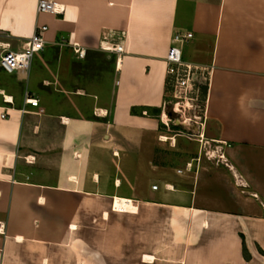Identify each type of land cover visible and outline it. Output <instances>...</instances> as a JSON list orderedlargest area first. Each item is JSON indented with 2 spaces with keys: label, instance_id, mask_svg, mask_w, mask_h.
<instances>
[{
  "label": "crops",
  "instance_id": "1",
  "mask_svg": "<svg viewBox=\"0 0 264 264\" xmlns=\"http://www.w3.org/2000/svg\"><path fill=\"white\" fill-rule=\"evenodd\" d=\"M58 2L61 15L0 0L9 50L48 27L29 70L0 69L13 80L0 87V264H264V0ZM109 30L125 33L119 60L98 49ZM176 31L193 35L185 60L211 70L200 127L227 162L219 179L166 178L144 157L164 126Z\"/></svg>",
  "mask_w": 264,
  "mask_h": 264
},
{
  "label": "built area",
  "instance_id": "2",
  "mask_svg": "<svg viewBox=\"0 0 264 264\" xmlns=\"http://www.w3.org/2000/svg\"><path fill=\"white\" fill-rule=\"evenodd\" d=\"M37 11L39 14L61 15L64 13V6L58 0H38ZM47 30V25H38L36 33L22 45L21 50L12 51L4 48L0 56V69L10 74L29 70L34 55L44 49ZM192 37L191 33L182 31H176L172 36L165 57L166 96L163 109L165 112L169 108L172 116H179L183 119L184 124L189 125L192 122L201 126L205 103L204 99L201 98V90L202 87H208L211 70L204 66L189 63L184 59V45ZM124 38V32L103 31L98 49L102 52L116 54L119 60L120 55L124 53ZM72 48L79 59L85 57V49L77 44H73ZM27 102L32 106L38 104L34 100H27ZM188 113H190L191 118H186ZM1 117L4 118L5 115ZM157 188V185L152 186L153 190ZM5 230V224L0 222V238L6 237Z\"/></svg>",
  "mask_w": 264,
  "mask_h": 264
},
{
  "label": "rangeland",
  "instance_id": "3",
  "mask_svg": "<svg viewBox=\"0 0 264 264\" xmlns=\"http://www.w3.org/2000/svg\"><path fill=\"white\" fill-rule=\"evenodd\" d=\"M2 37H0V56L6 48L2 43ZM192 49L189 46L184 47L183 57L184 59L190 57ZM40 54L35 55L36 57ZM99 67L103 74V88L111 81L106 71L110 68L111 59L106 55L98 57ZM34 60V59H33ZM189 60V59H188ZM9 84H13L9 77L1 73L0 70V87H6ZM202 98V97H201ZM0 99H3L0 96ZM170 110L169 108L167 109ZM165 111V118L163 123V128L160 130V135L156 140V144L151 147H147L145 150V158H151L152 164L155 166V171L158 174H165L166 178H177L185 181H191L196 177L198 172L208 171L216 179L221 177L219 173L229 171L227 169V162L223 163L224 156L222 149L214 142H207L202 135V128L198 124L187 125L184 124L183 119L179 116L169 117ZM186 118H191L190 113L187 114ZM186 121V120H185ZM178 125V129H174L173 126ZM161 136H165L168 139L166 142L161 141ZM190 164V165H189ZM189 165V166H188ZM138 169L130 170L131 173L137 177L142 178L143 175H147L150 168L147 160H141L138 163ZM260 174L264 172V169L258 170ZM180 172V173H179ZM233 182L236 183V177L233 178ZM156 185V184H155ZM200 190V189H199ZM211 191L215 193H221L223 186L218 183H213ZM218 195V194H217Z\"/></svg>",
  "mask_w": 264,
  "mask_h": 264
},
{
  "label": "bare ground",
  "instance_id": "4",
  "mask_svg": "<svg viewBox=\"0 0 264 264\" xmlns=\"http://www.w3.org/2000/svg\"><path fill=\"white\" fill-rule=\"evenodd\" d=\"M8 100L10 99L9 97H6ZM169 138L165 137V136H161V141L162 142H166L168 141ZM134 207V206H133ZM131 202L127 201V200H120V199H116L115 202V209H117L118 211H126V210H132L133 209Z\"/></svg>",
  "mask_w": 264,
  "mask_h": 264
},
{
  "label": "trees",
  "instance_id": "5",
  "mask_svg": "<svg viewBox=\"0 0 264 264\" xmlns=\"http://www.w3.org/2000/svg\"><path fill=\"white\" fill-rule=\"evenodd\" d=\"M207 88H208L207 86L202 87V90H201V91H202V98H203V99H204V97H205V95H206ZM155 113H156L157 115H160V110H156ZM167 114H168L169 117H172V112H171L170 110H169V111L167 110ZM173 128H174V129H178L179 126H178V125H174ZM244 251H245V244H244Z\"/></svg>",
  "mask_w": 264,
  "mask_h": 264
}]
</instances>
